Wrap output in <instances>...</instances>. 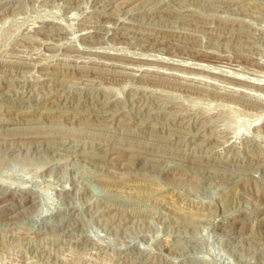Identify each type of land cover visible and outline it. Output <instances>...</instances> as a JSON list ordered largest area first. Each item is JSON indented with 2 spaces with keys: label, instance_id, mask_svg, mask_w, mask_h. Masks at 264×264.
I'll return each mask as SVG.
<instances>
[{
  "label": "rangeland",
  "instance_id": "1",
  "mask_svg": "<svg viewBox=\"0 0 264 264\" xmlns=\"http://www.w3.org/2000/svg\"><path fill=\"white\" fill-rule=\"evenodd\" d=\"M0 264H264V0H0Z\"/></svg>",
  "mask_w": 264,
  "mask_h": 264
}]
</instances>
